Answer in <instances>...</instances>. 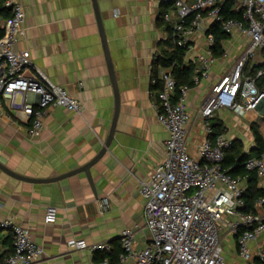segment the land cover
I'll use <instances>...</instances> for the list:
<instances>
[{
	"label": "crops",
	"instance_id": "1",
	"mask_svg": "<svg viewBox=\"0 0 264 264\" xmlns=\"http://www.w3.org/2000/svg\"><path fill=\"white\" fill-rule=\"evenodd\" d=\"M97 1L120 108L114 137L91 167L94 188L84 172L52 182H30L0 169V219L12 218L28 228L31 239L45 249L37 264H102L104 260L97 261L94 252L75 249L72 241L109 242L113 249L120 245L123 229L137 227L135 247L141 248L150 236L140 182L164 158L169 137L157 120L161 84L153 83L152 78L160 66L155 65V59L172 48L165 29V21H172L164 16L168 14L173 20L176 14L172 6L161 18L166 4L163 0ZM22 4L25 22L16 48L28 49L45 77L80 99L83 110L49 107L43 132L37 137L31 136L29 125L13 112L0 113V161L25 176L54 177L87 163L103 147L115 111L114 89L92 0H22ZM239 35L247 42L235 46ZM248 42L238 30L231 33L223 41L228 57L217 56L208 76L193 84L185 99L191 116L188 150L195 158H199V145L208 136L200 109L213 84L234 66ZM190 44L193 47L186 51L184 60L196 66L197 55L208 48L206 34L195 33ZM153 85L158 88L153 90ZM211 122H218L228 138L240 140L245 153L255 152L252 124L264 137V110L241 116L223 107ZM242 186L245 189V178ZM258 186L264 187L263 178L258 177ZM104 201L107 207L101 211ZM49 205L57 209L53 223L44 220ZM0 239L4 251H11V236Z\"/></svg>",
	"mask_w": 264,
	"mask_h": 264
},
{
	"label": "built area",
	"instance_id": "2",
	"mask_svg": "<svg viewBox=\"0 0 264 264\" xmlns=\"http://www.w3.org/2000/svg\"><path fill=\"white\" fill-rule=\"evenodd\" d=\"M163 1L173 3L175 19L168 14L164 17L172 21V35L178 45L187 46L189 51L193 35L206 34L208 48L197 55L194 84L208 76L218 58L212 50L215 37L208 33L214 23L229 34L238 30L249 42L234 66L213 84L200 109L208 136L199 145V158L188 150L187 126L191 116L185 99L192 87L178 85L173 73L175 62L159 66L152 78L153 83L161 84L157 120L169 137L164 158L140 182L145 227L150 236L143 247L136 248L137 227L123 229L118 264H237L223 256L222 240L228 235L234 238L242 264H255V259L264 263V197L256 201V211L242 210L243 177L232 175L223 167L225 150L233 139L223 132L214 133L211 126L216 111L223 107L241 116L264 110V69L259 68L253 75L245 72L247 57L264 46V0H233L232 8L243 11L244 20L221 14L225 0ZM5 6L10 12L8 16L0 15V113L13 112L20 122L29 125L31 136L37 137L43 132L49 107L81 112L83 103L45 77L28 49L16 48L25 9L22 0H5ZM220 57H228V52L224 50ZM245 165L264 179V152L249 158ZM106 207L107 201L101 203V211ZM56 218V207L47 206L45 222L53 223ZM7 234L12 239V251L0 257V264H37L45 255V249L31 239L28 228L12 218L0 219V237ZM71 244L75 249L92 252L112 250L109 242L88 243L84 238ZM3 252L0 239V256ZM102 264L109 261L105 259Z\"/></svg>",
	"mask_w": 264,
	"mask_h": 264
},
{
	"label": "trees",
	"instance_id": "3",
	"mask_svg": "<svg viewBox=\"0 0 264 264\" xmlns=\"http://www.w3.org/2000/svg\"><path fill=\"white\" fill-rule=\"evenodd\" d=\"M173 6L172 1L166 2L165 8L161 14V18L163 19L164 12L167 8ZM233 0H225L221 9V14L225 18H234L237 20H244L243 11H238L232 8ZM9 9L5 6V0H0V15L8 16ZM165 29L168 34L167 42L171 45V50H164L163 54L158 56L154 63L155 65H169L172 62H175L173 73L177 78L178 85H189L192 86L194 84L193 75L195 71V66L191 62H185L184 57L187 51V46L178 45L173 37V28L171 22L165 21ZM208 33H212L215 37V44L212 47L213 53L215 56H220L223 51V41L227 40L230 37V34L223 31L218 23H214L209 29ZM261 60L257 62H247L245 67V72L248 74H255L259 68L264 69V46L260 48ZM157 67V66H155ZM158 88L157 85H153L152 89L156 90ZM211 126L214 129V133L218 134L223 132L221 126L218 122H211ZM251 130L253 133V137L255 140L254 153H245L243 151V143L238 139H233L230 146L225 150V158L223 161V167L232 175L241 176L245 178L246 187L244 190L243 198H244V206L242 210L245 212L256 211L255 203L256 201L264 197V187L258 186V176L256 171L248 170L246 168V161L255 156H260L264 152V137L260 132L258 126L256 124H252ZM11 249V248H10ZM9 250L4 251L0 257L5 256L4 254L7 252H11ZM122 251L121 245L118 247H114L111 252L104 251H94L95 259L97 261H103L107 259L109 264H117L119 255ZM255 264H264L260 262L258 259L254 260Z\"/></svg>",
	"mask_w": 264,
	"mask_h": 264
},
{
	"label": "water",
	"instance_id": "4",
	"mask_svg": "<svg viewBox=\"0 0 264 264\" xmlns=\"http://www.w3.org/2000/svg\"><path fill=\"white\" fill-rule=\"evenodd\" d=\"M92 1H93L94 11H95V15H96V19H97V23H98L103 47H104V52H105V56H106V60H107V64H108L109 75L111 78V82H112L113 89H114V95H115V111H114L113 120L111 123L110 131H109L108 137L106 139V142L103 145V147L100 149V151L90 161L81 165L78 168H75L73 170H70L68 172L62 173V174L54 176V177L35 178V177L25 176V175L17 173L16 171L9 168L6 164H4L3 162L0 161V169L4 170L5 172L9 173L10 175H12L16 178L26 180V181H30V182H52V181H55V180H58V179H61V178H64V177H67L70 175H74V174H77L80 172H84L86 174L89 182L91 183V186L94 188L93 179H92V175H91V167L103 156V154L106 152L108 146L110 145L111 140L114 137V133H115V129H116V123H117L118 114H119V108H120V96H119V88H118L117 79H116V75H115L114 65H113V61H112V57H111V53H110V49H109L107 36H106L101 12L99 9L98 1L97 0H92Z\"/></svg>",
	"mask_w": 264,
	"mask_h": 264
},
{
	"label": "rangeland",
	"instance_id": "5",
	"mask_svg": "<svg viewBox=\"0 0 264 264\" xmlns=\"http://www.w3.org/2000/svg\"><path fill=\"white\" fill-rule=\"evenodd\" d=\"M247 42L246 37L238 36L235 38V46L245 44ZM261 60L260 49L256 50L253 54L247 57L248 62H257ZM246 63V62H245ZM221 236H224V232L221 231ZM223 256L230 263L242 264L243 261L236 255V246L232 235L224 237L222 240Z\"/></svg>",
	"mask_w": 264,
	"mask_h": 264
}]
</instances>
